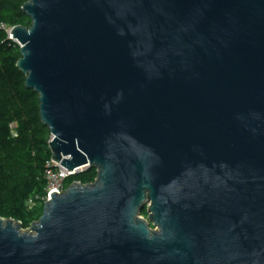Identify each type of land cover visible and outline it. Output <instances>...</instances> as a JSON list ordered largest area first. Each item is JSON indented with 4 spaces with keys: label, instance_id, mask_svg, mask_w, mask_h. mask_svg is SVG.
Instances as JSON below:
<instances>
[{
    "label": "water",
    "instance_id": "95a60500",
    "mask_svg": "<svg viewBox=\"0 0 264 264\" xmlns=\"http://www.w3.org/2000/svg\"><path fill=\"white\" fill-rule=\"evenodd\" d=\"M17 69L55 191L0 264H264V0H28ZM147 210V219L142 214Z\"/></svg>",
    "mask_w": 264,
    "mask_h": 264
},
{
    "label": "trees",
    "instance_id": "16d2710c",
    "mask_svg": "<svg viewBox=\"0 0 264 264\" xmlns=\"http://www.w3.org/2000/svg\"><path fill=\"white\" fill-rule=\"evenodd\" d=\"M28 0H0V27H30L23 7ZM20 47L0 30V219L21 222L24 230L39 221L48 182L47 163L52 160L51 135L40 120L38 96L26 89V77L18 71ZM97 178L95 170L66 180L88 185ZM36 208L29 210L28 202ZM142 216H148L144 210Z\"/></svg>",
    "mask_w": 264,
    "mask_h": 264
},
{
    "label": "built area",
    "instance_id": "2783aa9c",
    "mask_svg": "<svg viewBox=\"0 0 264 264\" xmlns=\"http://www.w3.org/2000/svg\"><path fill=\"white\" fill-rule=\"evenodd\" d=\"M0 30H3L8 35V40L16 43L20 48V44L16 42V40L12 36V30L13 28H9L6 25H2L0 27ZM47 170H46V180L48 182L47 190H46V196L41 200L40 204H45L47 201L51 200L50 194L52 192H56L58 194H62L66 190V180L71 177V174L67 172L66 169L61 167L60 165H57L53 160L49 161L47 163ZM86 172V171H85ZM84 173L83 171H79L76 174L72 176H76L78 174ZM36 203L34 201L28 202V208L29 210H32L36 208Z\"/></svg>",
    "mask_w": 264,
    "mask_h": 264
},
{
    "label": "rangeland",
    "instance_id": "374dc122",
    "mask_svg": "<svg viewBox=\"0 0 264 264\" xmlns=\"http://www.w3.org/2000/svg\"><path fill=\"white\" fill-rule=\"evenodd\" d=\"M143 218H144V219H147V217H146V216H144Z\"/></svg>",
    "mask_w": 264,
    "mask_h": 264
}]
</instances>
